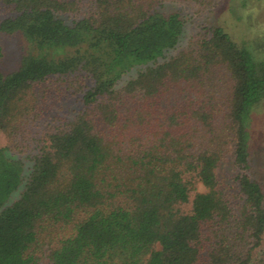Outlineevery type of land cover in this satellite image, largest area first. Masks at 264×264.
I'll return each instance as SVG.
<instances>
[{"label":"trees","instance_id":"1","mask_svg":"<svg viewBox=\"0 0 264 264\" xmlns=\"http://www.w3.org/2000/svg\"><path fill=\"white\" fill-rule=\"evenodd\" d=\"M161 1L95 0L67 23L76 1L0 0L15 13L0 21V132L36 111L32 88L50 76L93 81L28 162L0 145V264H199L204 240L209 264H248L261 245L264 177L247 170L264 60L220 26L166 57L184 24ZM12 37L24 42L5 70ZM229 144L236 209L216 173Z\"/></svg>","mask_w":264,"mask_h":264},{"label":"rangeland","instance_id":"2","mask_svg":"<svg viewBox=\"0 0 264 264\" xmlns=\"http://www.w3.org/2000/svg\"><path fill=\"white\" fill-rule=\"evenodd\" d=\"M68 1H76L78 10L59 14L67 23L90 15L95 10V0ZM155 9L176 11L184 24L177 47L167 52L166 57L185 48L194 37L209 36L211 27L220 26L232 40L246 44L258 59L264 60V0H162ZM14 15L9 6L0 4V21ZM23 42L20 37L4 38V57L1 62L3 69L6 70L12 65V52H16L19 44ZM133 75L134 73L125 75L119 86ZM92 85L91 77L82 71L50 76L44 82L34 85L30 95L37 101L36 111L16 123L17 129L10 138L0 132V145L10 146L13 155L28 162L26 158L38 154L39 147L48 133L65 129L68 122L84 109L82 96ZM249 140L250 165L247 171L252 178L264 177V99L251 110ZM228 149L216 173L219 188L229 199L233 209H236L237 204L241 202L236 182L240 169L233 162V144H229ZM198 189L203 190V187L198 184ZM15 197L16 192H13L12 198ZM189 206L188 203L183 208L187 210ZM210 243L211 240H204L199 264H209L207 254ZM249 256L248 264L264 262V238L260 246L251 249Z\"/></svg>","mask_w":264,"mask_h":264}]
</instances>
